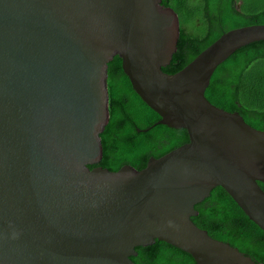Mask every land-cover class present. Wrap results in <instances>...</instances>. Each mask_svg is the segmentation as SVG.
Masks as SVG:
<instances>
[{
    "label": "water",
    "instance_id": "95a60500",
    "mask_svg": "<svg viewBox=\"0 0 264 264\" xmlns=\"http://www.w3.org/2000/svg\"><path fill=\"white\" fill-rule=\"evenodd\" d=\"M179 37L162 0H0V264H135L156 241L195 264H256L191 219L221 187L264 232V131L205 96L264 25L226 32L167 74ZM115 56L154 126L188 135L139 171L96 166Z\"/></svg>",
    "mask_w": 264,
    "mask_h": 264
},
{
    "label": "trees",
    "instance_id": "16d2710c",
    "mask_svg": "<svg viewBox=\"0 0 264 264\" xmlns=\"http://www.w3.org/2000/svg\"><path fill=\"white\" fill-rule=\"evenodd\" d=\"M162 5L172 8L180 22L177 50L163 68L167 74L181 71L226 32L264 25V0H162ZM107 85L109 122L100 136L102 159L96 166L116 172L129 165L139 171L151 157L160 158L188 142L183 129L154 126L160 117L134 92L119 56L108 64ZM205 96L214 106L237 112L248 125L264 131V41L240 48L220 65ZM259 185L264 191V184ZM195 210L198 214L191 220L210 237L264 264V232L224 189L216 187ZM135 251L131 258L135 264H195L189 254L164 242Z\"/></svg>",
    "mask_w": 264,
    "mask_h": 264
}]
</instances>
